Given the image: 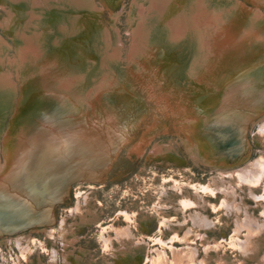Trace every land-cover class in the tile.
<instances>
[{
	"label": "bare ground",
	"instance_id": "bare-ground-1",
	"mask_svg": "<svg viewBox=\"0 0 264 264\" xmlns=\"http://www.w3.org/2000/svg\"><path fill=\"white\" fill-rule=\"evenodd\" d=\"M247 1L253 5L242 0H133L127 68L118 61L124 44L113 23L117 13L108 9V23L100 15L107 5L96 0L0 2L4 26L17 48L16 59L6 60L16 70L14 80L2 70L11 45L0 36V128L3 118L10 123L0 129V264H82L75 234L83 225H100L101 218L90 201L92 193L78 190L60 222L53 204L69 198L73 181L102 179L111 150L130 141L147 111L145 95L157 104L158 118L144 125L135 140L138 147L135 141L129 146L143 158H177L171 144L155 140L161 126L170 131L162 118L167 114L187 158L211 176L202 183H158L153 210L159 213L161 235L151 239L158 246L150 245L145 253V239L135 237L134 216L115 213L98 232L104 264H264V153L251 160L244 136L245 128L253 126L264 137V84L257 85L264 82V0ZM90 24L97 37L86 43L88 64L78 42L91 31ZM152 58L158 65L150 72ZM248 72L252 79L240 78ZM235 82L247 84L249 92L232 98ZM230 126L238 136L228 137ZM35 146L54 151L40 156ZM207 207L215 214L225 211V223L234 227L225 244L209 238L222 221L206 214ZM170 211L182 215L173 218ZM139 220L146 230L150 219L143 214ZM37 232L47 236L51 248L34 237ZM226 244L243 258L230 262L221 255Z\"/></svg>",
	"mask_w": 264,
	"mask_h": 264
},
{
	"label": "rangeland",
	"instance_id": "rangeland-1",
	"mask_svg": "<svg viewBox=\"0 0 264 264\" xmlns=\"http://www.w3.org/2000/svg\"><path fill=\"white\" fill-rule=\"evenodd\" d=\"M4 1L5 0H0V2H4ZM96 1L99 5L102 4L107 5L104 7V10H102V12L100 13L102 20L105 21L106 23H108L109 21L112 22L108 13L109 8L114 10L115 14L117 13V16L113 20V23L115 27L118 29L119 36L124 44L123 53H122L123 58L118 61L120 62L119 63L120 66L127 68L129 63L125 61V56L131 41V36L130 33L128 32L130 26L127 21V18L133 0H115V1L96 0ZM242 1H244L248 7L253 5V3H251L250 1L247 0H242ZM3 4L7 5V2H4ZM0 6L3 7L2 4H0ZM4 18H5V10H1L0 36L3 37L11 45V47L6 51V53L3 56V59L6 61L9 58H11V60L16 59L17 48H15V42L13 41L12 32L7 30L6 27L4 26L5 23L3 21ZM65 22L67 21L65 20ZM90 26L91 27H89V29H91V31L88 30V33L86 36H84L83 40H80L78 42L79 43L78 47L80 48V51L83 50L84 55L87 57L86 62H88V64L91 60L89 58V55L85 54L87 52V46H88V45L86 46V43L93 35L94 37H97V34L93 26L91 24ZM149 61L148 62L151 64L149 65L148 70H150L151 72L152 68H154V65L155 66L158 65V61H155L153 58ZM141 64L144 65V62ZM12 67L13 65L9 67L8 61H6V63H4V65L2 66V70L10 71L9 73H12L13 76L15 75L14 80H16L15 79L16 70L14 67L13 68ZM145 97L147 100L148 109L144 113V116L141 117L142 119L140 118L141 121L138 123V127L134 131H131L129 137L130 141H135L136 138L139 135H141L145 124H149L150 122H153V119L155 120V118L156 119L158 118L157 116H155L156 115L155 105L157 104L153 103V101L147 98L146 95ZM16 103L17 102L15 99L12 102V104L16 105ZM45 105L46 107H49L47 104ZM13 108L14 107L12 108L10 107L9 110L6 111L3 115L4 116L6 115L8 117V115L10 114ZM132 110H130V112ZM156 111L159 112L157 109ZM162 118H163V122L167 125L170 131H168L167 133L163 132L164 127L160 125L161 130L158 133H156L155 140L163 144H171L178 155L177 158L172 155L157 157V158L152 157L150 159H147L146 157L143 158L142 156H138L137 153L134 151L133 146L138 147L136 145V141L133 142V146L130 147L129 145H132L130 144V141L128 142V140H125V142L122 145L120 146L115 145L114 149L111 150L112 155L110 156V160H109L110 161L109 168L108 171H103V174L101 175L102 179H98V181H96V183L94 184H91L84 180L73 181L70 184V188H69V194H70L69 198L66 197L65 201H63L61 204H57L54 207L55 218L60 222L61 218L64 217L65 214L67 213L66 210L72 207L71 206L73 205L72 203H75V200L73 201L72 199L74 198L73 196H75L78 190L86 191L87 193H92L91 194L92 197L90 201L92 202V205L95 206L97 212L100 213L101 218L99 219L100 225L98 226H96V224H94V226H92L91 224L83 225L84 227L81 228L80 230H77V233L75 234L78 237V239L75 241L73 245L75 246L74 249L78 248L77 250L82 249L83 251V259L81 262L82 264H104V260H105L104 259L105 253L103 250L104 247L102 246V242L98 237V232L100 231L103 225L112 223V218L114 217L115 213H117L120 210L122 211L124 210L132 214V216H134L133 227L135 228L137 227L136 229H134L136 230L135 233H137L135 237L145 239L146 244L144 245L143 248V253H145L150 245L152 246L154 245L153 241H155L156 239L158 241L159 240L158 238L161 235L158 232L159 226H157L158 225L157 218H155L159 216V213L156 214L153 210L156 208L153 201H155L154 194L155 195L158 194L157 192L158 183L160 185L161 183H164L165 186H172L173 185L172 180L181 181L183 179L187 180V182L194 183L199 181L202 183L207 181V178L211 176L208 170L204 171L203 168L196 166L193 162H191L189 157L187 158L185 150L182 149L183 148L182 143L178 135H176L178 133L177 131H175L174 127L172 126L173 120L172 119L170 120L167 114L166 117L162 116ZM3 122L5 124L0 128L2 129V131L3 129L6 130L8 125L10 124L9 120L7 121L6 118L5 119L3 118ZM251 128H253L252 132H251L252 130ZM251 128L250 127L249 129L245 128L246 131H244L245 132L244 136L250 142L251 152L249 154V158L251 157L252 160L258 158L261 153H264V137L263 138L259 137V135L257 134L258 130L256 127L252 126ZM233 130L235 131V129L226 130L228 132L227 135L229 138L230 136L234 135ZM2 133L0 134L1 136ZM114 136L118 138L117 134H115ZM2 140L3 139L1 138L0 141ZM1 145L2 144L0 142V155H1V160L3 161ZM112 146L113 144L110 145V147ZM113 150H115V152ZM100 156H101L100 158L103 159L105 162V157H102V155ZM100 158L98 159L99 161ZM94 160L96 159L94 158ZM228 160L230 159L228 158ZM90 186H93L94 188L92 187L90 188ZM208 199H210L211 203H216L218 201V198H206V200ZM247 203L252 206L255 205L249 199H247ZM253 210L255 215H260V211L258 210L257 207H254ZM260 210L262 209L260 208ZM204 211L212 218H215V216L219 215V218L222 221V223L217 222L212 228V230L209 231L208 235H210L209 237L210 240L218 239L219 241L224 242V244L228 242V238L233 233L234 227L231 226L230 223L228 224L225 223V221L228 220L226 219L225 211L222 210L221 212H217L215 214L214 212L211 211L210 207H207L206 209H204ZM170 212L173 218L182 215L179 214V216H177L178 213H174L172 211ZM143 214L150 219L147 222L146 230H144V228L143 230L140 229L141 224H140L139 216ZM54 225H56L55 230H57L59 228V224L56 223ZM34 237L37 240L39 238L43 242V245L47 246V248H51L52 243L49 241V239L46 238L47 236L45 234H41L40 232L39 233L37 232L35 233ZM154 237L155 240L151 241V239ZM162 237L164 238V240L167 239L166 234L163 235ZM157 246L158 244L154 245V247ZM226 246L227 247L224 249V252H221V255H223L225 258L227 257L228 259H230V262L231 261L233 262L238 258L241 259L243 258V255L239 252V250H235V248H233L232 245H230L229 247V245L226 244ZM11 247L14 250V252H16L15 244L14 247L13 246ZM69 249H73V248L70 247ZM5 251L6 248H4V252ZM41 259L43 262H46L47 255L41 253Z\"/></svg>",
	"mask_w": 264,
	"mask_h": 264
},
{
	"label": "water",
	"instance_id": "water-1",
	"mask_svg": "<svg viewBox=\"0 0 264 264\" xmlns=\"http://www.w3.org/2000/svg\"><path fill=\"white\" fill-rule=\"evenodd\" d=\"M250 72H248V73H246V74H244L243 75V77H241L240 76V78H245V80H248V78L247 77H249L250 78ZM250 79H252V78H250ZM239 82H235L234 84V86L233 87H231L230 86V88H232L231 89V91L230 92H233V95H232V98H234L236 95H238V93L239 92H241L242 90H244V91H247V92H249V90H245V88H247V84L246 85H239L238 84ZM261 84H264V82H257V85H261ZM255 88V87H254ZM257 95V96H260V95H258V91H255L254 93H253V95ZM250 95H252V94H250ZM251 98V97H250ZM260 101V99H259V97H256L255 99H254V101ZM253 101V100H252ZM227 106L229 107L230 106V103H227ZM227 107V108H228ZM230 129H235V131L233 130V132H234V137L235 136H238V133H237V131H236V127H232V126H230ZM239 130V129H238ZM245 131V130H244ZM51 141V140H50ZM53 144V143H52ZM36 148H37V150H39V152H40V156H44L45 157V155L44 154H47V151H50V152H52V151H54V150H52L51 148H49V147H47L46 146V151H40V150H44V149H40L41 148V146H35ZM234 148H232V150H233ZM229 152H230V150H229ZM42 153V154H41ZM236 154H237V152H236ZM230 160H232V158H230ZM72 182V181H71ZM69 188H70V186H69ZM66 196H68V192H67V195ZM65 196V197H66ZM63 202V200H61V199H59L56 203H54L53 204V207H55L57 204H61Z\"/></svg>",
	"mask_w": 264,
	"mask_h": 264
}]
</instances>
